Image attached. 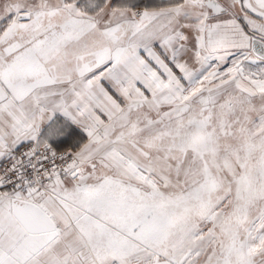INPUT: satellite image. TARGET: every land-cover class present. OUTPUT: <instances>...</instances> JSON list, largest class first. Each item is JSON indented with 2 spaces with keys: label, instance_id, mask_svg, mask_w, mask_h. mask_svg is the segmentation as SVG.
Wrapping results in <instances>:
<instances>
[{
  "label": "snow or ice",
  "instance_id": "obj_1",
  "mask_svg": "<svg viewBox=\"0 0 264 264\" xmlns=\"http://www.w3.org/2000/svg\"><path fill=\"white\" fill-rule=\"evenodd\" d=\"M0 264H264V0H0Z\"/></svg>",
  "mask_w": 264,
  "mask_h": 264
}]
</instances>
